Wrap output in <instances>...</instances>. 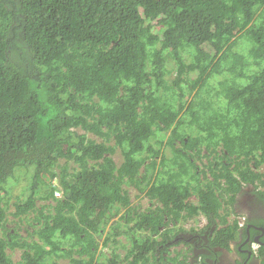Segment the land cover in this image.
Listing matches in <instances>:
<instances>
[{"label": "trees", "instance_id": "obj_1", "mask_svg": "<svg viewBox=\"0 0 264 264\" xmlns=\"http://www.w3.org/2000/svg\"><path fill=\"white\" fill-rule=\"evenodd\" d=\"M258 179L264 0H0V264H227L249 237L237 193ZM193 214L203 253L171 250Z\"/></svg>", "mask_w": 264, "mask_h": 264}, {"label": "flooded vegetation", "instance_id": "obj_2", "mask_svg": "<svg viewBox=\"0 0 264 264\" xmlns=\"http://www.w3.org/2000/svg\"><path fill=\"white\" fill-rule=\"evenodd\" d=\"M236 208L238 212L244 214V227L247 225L249 237L243 238V231L239 234V238L233 241L238 249L237 256L247 253L249 264H259L262 256H264V203L262 200H257L255 194L252 193L247 186H243L237 195ZM253 227L256 233L251 237L250 228ZM256 242L259 246L254 247ZM247 264V257L244 259Z\"/></svg>", "mask_w": 264, "mask_h": 264}, {"label": "rangeland", "instance_id": "obj_3", "mask_svg": "<svg viewBox=\"0 0 264 264\" xmlns=\"http://www.w3.org/2000/svg\"><path fill=\"white\" fill-rule=\"evenodd\" d=\"M169 62V68L171 69V68H173V65H174V63L171 61V60H169L168 61ZM81 132V131H80ZM88 136L89 137H92V138H98V139H100L97 135H94V134H91V133H88ZM170 154V153H169ZM114 157H115V160H116V162L118 163V164H120L121 163V161L123 160V155H122V153H121V151L120 150H117V152L115 153V155H114ZM206 157L205 156H202V159H205ZM62 160V161H61ZM63 160H65V158H62V159H60V161H61V163L63 164L64 163V161ZM200 164H201V161H200ZM55 172L56 173H59V172H62L61 170H60V168H58V169H56L55 170ZM64 174H67V173H65L64 172ZM55 179H56V182L57 181H59V178L58 177H55ZM52 180V179H51ZM60 183V182H59ZM140 193V191H139V189L137 188V187H132V188H130V197H131V199H132V204L134 205V206H137V208L138 209H141V210H145V209H147L148 208V206L149 205H151V201L146 197V196H143V195H141V194H139ZM46 197V194H43L42 193V195H40L39 197H38V205L39 206H41V205H48L49 207L47 208V210L46 211H50V214L51 213H53L54 212V209H53V207L51 206V203H50V201L48 200V199H46L45 198ZM15 211V209H12L11 210V212H12V214H8V220H7V225L8 226H10V227H12V226H14V223H12V220L13 219H18L19 217H17L13 212ZM125 211V210H124ZM123 211V212H124ZM198 217V216H197ZM190 217V216H188V217H186L185 218V225H186V227L188 228V227H195V229L197 228H200V227H203V226H206V224L208 223V220H206V219H202V217L200 216V217ZM23 226H24V232L25 233H27V234H29V229H32L31 228V226L28 224V223H24L23 224ZM27 228V229H26ZM207 230V229H206ZM184 237H188V236H190L189 235V232L188 231H185L184 232ZM191 237V236H190ZM98 242H99V245H100V249H99V252L101 251V252H103L104 254H109L110 253V249L108 248V246L106 245L107 243L105 242V237H104V235L103 236H100L99 238H98ZM184 247V246H183ZM121 248L122 249H124L123 248V246H121ZM177 248H181V247H179V246H176V247H173L171 250H174V249H177ZM121 249V250H122ZM15 250V252H14V257L16 258V259H18L19 257H20V254H21V251H20V249H14ZM125 250V249H124ZM123 251V250H122ZM124 252V251H123ZM192 254V252L191 251H189V255H191ZM199 260V259H198ZM197 260V261H198ZM226 260H227V264H233V261H232V259H231V255H229V256H227L226 257ZM64 262H67V263H70V264H72V262L69 260V259H67V258H60V259H57L56 260V263L55 264H62V263H64Z\"/></svg>", "mask_w": 264, "mask_h": 264}, {"label": "clouds", "instance_id": "obj_4", "mask_svg": "<svg viewBox=\"0 0 264 264\" xmlns=\"http://www.w3.org/2000/svg\"><path fill=\"white\" fill-rule=\"evenodd\" d=\"M195 75V73H191V75L190 76H194ZM168 135L170 136V135H172V129H170L169 130V132H168ZM99 137V136H98ZM119 150V149H118ZM167 150L169 151L170 150V146L168 145V148H167ZM121 151V150H120ZM117 152V151H116ZM115 152V153H116ZM115 153H114V155H115ZM113 155V156H114ZM123 155V154H122ZM143 156H144V154L141 156L142 158H143ZM114 159H115V157H114ZM123 161V160H122ZM122 161H121V163H122ZM120 163V164H121ZM118 164V163H117ZM120 164H118V165H120ZM197 164L200 166V168H201V164H200V159H198L197 160ZM64 175H66V174H64ZM208 175H209V173H208ZM55 177H58V176H53L51 179V185H52V188L54 189V194L58 197V198H61L63 195H64V190H63V188H62V184H61V181H60V179H59V181H57L56 182V179H55ZM59 178V177H58ZM60 182V183H59ZM245 187V186H247L248 187V189L252 192V193H254L255 194V198L257 199V200H263V198L264 197H262V194L264 193V183L263 182H251V183H244L243 185H242V187ZM242 187H241V189H242ZM130 189V188H129ZM240 189V190H241ZM239 190V191H240ZM239 191H238V193H239ZM42 193L43 194H46V199H50V197H49V193L48 192H46V191H41L39 194H38V196H37V198L40 196V195H42ZM238 193H237V195H238ZM147 197V196H146ZM148 198V197H147ZM149 199V198H148ZM50 201V203H51V206L53 207L56 203H54L52 200H49ZM126 210V209H125ZM53 213H51L50 215H52ZM190 217H202V219H206V220H208V223L206 224V226H203V227H201V228H204V229H207L208 228V224L210 223V221H209V219L204 215V214H198V215H196V214H193L192 216L191 215H189ZM197 217V218H198ZM233 218V217H232ZM236 218H237V220H238V223H239V226L240 227H242V228H244V220H245V216H244V214H240V215H238V216H236ZM218 222H219V220H217ZM222 225H223V223H222ZM218 226V224L217 225H215L213 228H216ZM253 245H254V247H258L259 246V244L258 243H256V242H254L253 243ZM65 248H66V246H65ZM231 248H232V250H226V252H225V257H224V260L227 262V260H226V257L227 256H229V255H231V259H232V261H233V264H239V263H237V260H239V261H243L244 260V256H242L243 258H240V257H236L237 256V252H239L238 251V249H237V247H236V243L235 244H233V242L231 243ZM57 259H60V258H58V257H55V263H56V260ZM199 259H200V257H199Z\"/></svg>", "mask_w": 264, "mask_h": 264}, {"label": "bare ground", "instance_id": "obj_5", "mask_svg": "<svg viewBox=\"0 0 264 264\" xmlns=\"http://www.w3.org/2000/svg\"><path fill=\"white\" fill-rule=\"evenodd\" d=\"M169 61V60H168ZM172 61V60H171ZM173 62V61H172ZM174 63V62H173ZM168 64H169V62H168ZM167 67H168V69H170L169 68V65H167ZM169 151L168 150H166V153H168ZM255 182H260V180L258 179V180H255ZM185 218L186 217H182L179 221H178V223H172V224H170V228L172 227V233H179V236L178 237H176V243H177V245L179 246V247H181L184 251L185 250H190L191 248H194V249H196L197 250V252H199V254L201 255L202 253H203V248L202 247H200V241H197V240H199L201 237H203L206 233H209L210 232V230H206V229H204V228H196L195 229V227H194V229L192 230L191 228L192 227H186V225H185ZM185 231H188L189 232V235L191 236H188V237H184V232ZM174 233V234H175ZM189 240V241H192V242H194L195 243V247L194 246H192V244H190V243H188L186 240ZM184 246V247H183Z\"/></svg>", "mask_w": 264, "mask_h": 264}]
</instances>
